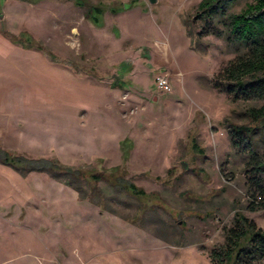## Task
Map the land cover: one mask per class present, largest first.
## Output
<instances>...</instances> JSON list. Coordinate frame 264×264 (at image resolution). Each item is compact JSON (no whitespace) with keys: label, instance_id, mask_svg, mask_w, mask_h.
<instances>
[{"label":"rangeland","instance_id":"obj_1","mask_svg":"<svg viewBox=\"0 0 264 264\" xmlns=\"http://www.w3.org/2000/svg\"><path fill=\"white\" fill-rule=\"evenodd\" d=\"M201 1L0 0V145L82 175L81 196L0 165L16 191L0 195V264H211L236 214L264 230L229 133L262 103L215 87L236 54L197 36ZM97 6L101 26L86 17ZM254 139L264 155V130Z\"/></svg>","mask_w":264,"mask_h":264},{"label":"trees","instance_id":"obj_2","mask_svg":"<svg viewBox=\"0 0 264 264\" xmlns=\"http://www.w3.org/2000/svg\"><path fill=\"white\" fill-rule=\"evenodd\" d=\"M240 0H202L196 8V21L203 22L197 34L223 39L236 57L215 77V87L226 92L234 103L257 101L262 105L246 112L250 125L230 124V138L237 150L247 149L250 155L248 170L251 172L252 187L250 211L264 210V155H261L254 136L264 130V0L247 4L240 13L232 10ZM102 7H90L87 19L97 26L102 25ZM193 32H191L192 34ZM0 163L22 175L43 172L73 187L82 196L81 189L71 183L82 176L79 170L49 159H29L15 156L0 149ZM98 178V177H96ZM125 181L123 177L118 180ZM129 189L137 196L146 193L129 183ZM262 197V201L258 198ZM224 243L215 247L210 255L211 264H264V230L242 214H236L232 227L224 229Z\"/></svg>","mask_w":264,"mask_h":264},{"label":"crops","instance_id":"obj_3","mask_svg":"<svg viewBox=\"0 0 264 264\" xmlns=\"http://www.w3.org/2000/svg\"><path fill=\"white\" fill-rule=\"evenodd\" d=\"M105 16H106V14H104V16H103L102 24L104 23ZM31 39H32V38H31ZM2 40H3V38L0 37V41H2ZM0 120H1V118H0ZM0 149L5 150L3 147H1V145H0ZM5 151H7V150H5ZM8 152H9V151H8ZM0 165H2V166H4V167H7V168L13 170L14 172L20 174L19 172L15 171L14 169H12V168L9 167V166H5V165H3V164H1V163H0ZM20 175H22V174H20ZM14 194H16V191H15V190H13V191L11 190V191H10V189L8 188V186H7L6 184H4V183L1 184V186H0V195H1L2 197H7V196H9V195L13 196ZM0 223H1V220H0ZM7 224H8V223H7ZM0 225H1V224H0ZM7 229H8V230H11V229H12L11 225L8 224V226H6V230H7Z\"/></svg>","mask_w":264,"mask_h":264},{"label":"built area","instance_id":"obj_4","mask_svg":"<svg viewBox=\"0 0 264 264\" xmlns=\"http://www.w3.org/2000/svg\"><path fill=\"white\" fill-rule=\"evenodd\" d=\"M157 80L159 82L158 84H159L160 88H167L168 87L167 81L165 80L164 77H158ZM262 200H263L262 197H259L257 202L262 201Z\"/></svg>","mask_w":264,"mask_h":264}]
</instances>
